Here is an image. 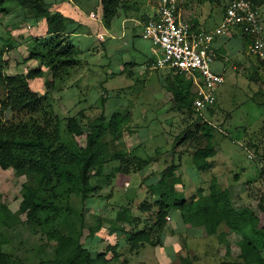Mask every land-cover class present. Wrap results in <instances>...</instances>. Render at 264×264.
<instances>
[{"label": "rangeland", "instance_id": "obj_1", "mask_svg": "<svg viewBox=\"0 0 264 264\" xmlns=\"http://www.w3.org/2000/svg\"><path fill=\"white\" fill-rule=\"evenodd\" d=\"M46 1L60 8L59 1ZM83 2L88 10L89 5L93 8L86 14L88 17L89 14L92 16L91 12L98 14V19H92L90 26L94 30L101 27L100 31L105 33L108 41V50L106 52L102 45L92 49L97 43L96 36L74 40L81 50V63L67 80L56 79L55 88L50 91L48 99L55 115L62 119L64 140L68 139L65 132L66 119L76 117L82 109L86 117L85 123L82 122L85 131H88L87 119L93 120L102 113L107 117L115 112L129 113L132 120L123 138L115 141L109 152L126 151L149 157L153 162L142 172L130 176L118 175L108 181L100 178L92 180V184L101 187L90 197L87 206L79 197L72 198L73 208L77 212L85 211L86 227L82 242L94 247L95 258L115 246L119 260L113 264H220L224 260L237 259L239 249L235 245L236 235L228 236L232 253L226 257V243H221L218 237L203 235V229L188 228L177 211L169 213L171 219L166 228L158 232L154 224V205L158 196L152 194L150 186L160 180L171 163H180L176 171V175L183 181V185L177 187L179 197H198L200 188L208 191L215 176L222 189L231 191L237 207L247 206L259 212L258 201L261 192H264V179L260 176L264 168V106L257 105L252 97L260 88L264 89L263 81L258 79L260 75L264 78V70L259 69L260 74L255 72L254 66L258 61L256 57L248 55L247 49H242L241 41L232 40L227 44L233 56L229 55L224 62L225 83L217 91L216 111L212 116L203 112L204 121L214 126L212 132L215 135L217 155L211 170L197 172L192 164L195 149L191 139L186 136L195 133L205 122L199 120L196 113L179 111L174 107L173 96L165 84V79L171 73L169 68L152 69L147 65L156 61L158 55L154 53L153 44L142 38L143 24L135 26V34L138 36L133 42L131 34L126 35L125 27L124 33L121 29L120 18H125L124 15L107 26L99 0H80V3ZM194 2L199 6L196 14L203 12L207 5L211 7V13H215L209 25L215 26L222 23V13L229 0ZM22 3H5L11 12L0 15V48L5 49L7 66L4 74L7 76L25 75L38 66L37 62L26 61L31 47L29 41L33 36L44 35L46 22L35 17L27 18L24 14L25 4ZM138 5L141 11L129 16L134 15L133 18L138 19L137 15L140 14L141 19L149 12L153 17L151 10L159 9L160 0H138ZM202 6L203 9H200ZM261 11L264 19V7ZM28 15L33 16V12ZM72 26L71 29H74L76 25L73 23ZM10 39L14 46L6 49ZM114 42H117L116 46H121L118 55L109 54L114 51L111 48ZM237 47L239 51H235ZM129 62H135V65L125 66ZM49 79L46 72L43 77L32 80L33 91L44 96L49 90L46 85ZM122 89L123 92L118 93ZM260 100H264V97ZM75 141L84 146L86 135L76 136ZM116 165L117 162L111 163L107 173ZM26 180V176H17L13 169L3 170L0 167L2 201L19 217V221L12 227L0 228V247L11 253L18 262L37 264L55 249L57 243L48 242L42 229L29 224L27 216L19 209L22 184ZM144 206L152 208L144 211ZM124 209L131 212L133 220H138L136 227L119 219V213ZM99 226L100 230H97ZM88 228L96 230V236H89ZM227 230L225 225L220 228L221 232ZM142 231L151 235L153 243L135 250L130 239L135 232ZM5 239L8 240L5 242ZM109 251L107 258H112L113 251Z\"/></svg>", "mask_w": 264, "mask_h": 264}, {"label": "trees", "instance_id": "obj_2", "mask_svg": "<svg viewBox=\"0 0 264 264\" xmlns=\"http://www.w3.org/2000/svg\"><path fill=\"white\" fill-rule=\"evenodd\" d=\"M13 1L19 5L24 2L26 17L45 20L46 25L43 36H33L29 41L31 47L26 61L37 62L38 66L27 74L5 75V49L0 48V167L3 170L13 169L19 177H27L22 184L19 209L27 216L29 224L42 229L48 242L57 243L55 249L37 264H113L119 260L115 246L99 253L95 258L94 247L82 242L86 227L85 211L77 212L71 205V200L79 197L87 206L90 197L101 187L92 184V180L100 178L108 181L118 175L130 176L148 168L153 160L126 151L109 152L111 145L123 138L132 120L129 113L115 112L109 117L102 113L93 120L87 119L88 131H85L82 122L86 117L82 109L76 117L66 119L65 132L68 139L64 140L62 119L55 115L48 99L50 100V91L55 88L56 79L67 80L81 63V50L71 40V35L76 33V29H71L74 21L62 14L55 3L46 0H0V15L11 12L5 7V3ZM27 1L28 4L25 3ZM249 1L260 9L264 7V0ZM100 2L107 26H111L117 17L124 15L129 18L131 13L140 12L138 0ZM31 11L33 16L28 15ZM225 12L226 8L223 13ZM147 15L149 14L141 18L145 22L154 18ZM238 32L246 50L253 39L243 29H238ZM1 39L0 35V41ZM9 41L8 45L5 44L6 49L14 46L13 41ZM256 59L258 63L254 70L260 74L259 69L264 70V60L258 57ZM129 64L125 66H130ZM170 71L165 84L173 96L174 107L179 111L196 113L199 120L205 122V115L195 109L198 87L193 79L175 70ZM46 72L50 76L46 83L49 90L44 96H39L33 91L31 81L43 77ZM258 79L264 84L261 75ZM120 92L123 89L118 93ZM263 97L264 89L260 88L252 100L257 105L264 106V100H260ZM104 100L102 97V103ZM216 104L208 108V115L215 113ZM213 128L211 122L206 121L195 133L186 136L191 139L195 149L192 164L199 172L213 168V159L217 155ZM82 135H86L84 146L75 141L76 136ZM114 162L118 165L107 173V167ZM179 168L180 163H171L160 180L150 186L152 194L158 196L154 205L157 231L162 232L166 228L169 213L177 211L188 228L203 229V235L218 237L221 243H226V257H230L232 253L228 236L236 235L235 245L239 249L237 259L224 260L220 264H264V192H261L258 201V213L251 207H237L231 191L222 189L215 176L208 191L200 188L198 197H179L177 187L183 185L181 177L176 175ZM260 176L264 179V168ZM151 208L142 207L144 211H150ZM119 215L120 220L137 226L138 220H133L129 210L124 209ZM18 221L19 217L2 201L0 193V228H10ZM222 225L228 230L221 232ZM88 229L89 236H96V230ZM97 230H100V226ZM130 240L135 250L153 243L147 231L135 232ZM109 250L113 251L112 258H107ZM0 264L25 263L14 260L11 253L0 247Z\"/></svg>", "mask_w": 264, "mask_h": 264}, {"label": "built area", "instance_id": "obj_3", "mask_svg": "<svg viewBox=\"0 0 264 264\" xmlns=\"http://www.w3.org/2000/svg\"><path fill=\"white\" fill-rule=\"evenodd\" d=\"M184 1L161 0L157 16L143 24L142 38L153 44L154 53L158 55L154 68H169L193 79L198 87L195 109L203 113L214 107L217 91L225 83L226 68L214 69L219 57L215 49L217 38L243 29L253 39L247 46L248 55L264 60V19L261 9L249 0H229L218 27L196 30L183 18ZM92 17L97 19L95 13ZM99 39L104 40L105 36L99 34Z\"/></svg>", "mask_w": 264, "mask_h": 264}, {"label": "crops", "instance_id": "obj_4", "mask_svg": "<svg viewBox=\"0 0 264 264\" xmlns=\"http://www.w3.org/2000/svg\"><path fill=\"white\" fill-rule=\"evenodd\" d=\"M58 1H59V5H60L59 9H61L60 11L62 12V14H64L67 18L73 20L74 24L76 25L75 28H74V29H76V33L71 35V40L74 43V45H76L75 42H74L75 39L80 40L81 38L95 37L96 36L97 43H96V45H94L92 47V49H95L94 47H96V46H97L96 48H100L101 45H102L103 49H105L106 52H107V50H108L107 49V42L108 41L106 39L105 33L100 31L101 27H97V29L94 30L93 27L90 26V22L92 21L93 17L90 14H89V17L86 15V14L89 13V11L91 9H93V8H91L92 6L89 5V10H88L87 8H85L86 4L84 2L80 3V0H76V2L73 1V0H57L56 2H58ZM194 1L195 0H193V1L185 0L184 3L181 5V13L183 15L184 20L187 21V22H190L196 30H207V31H209V30H213L216 27H218L220 24H217L215 26L209 25L211 17L215 13V12L211 13V11H212L210 9L211 7L209 8L208 5H207V8L204 7V9H203V6H202L200 9H203V12L201 11L199 14H196L197 13L196 9L199 6ZM196 1H199V0H196ZM99 3H101L100 0H99ZM198 3H202V2L199 1ZM151 12L153 13V17L154 18L158 14V10L157 11H152L151 10ZM208 12H210V13H208ZM92 13H95V12H91V14ZM147 13L149 14V12H147ZM222 15L224 17V13H222ZM97 16H98V14H96V18H97ZM133 16L134 15L129 16V18H127V17L124 18L123 17L122 19L120 18V20H121V26H122L121 29H122V31L124 30V27H125L126 35L128 33H130L131 36H132L131 40L134 42L135 38L138 36V35L135 34V26L142 25V24L145 23V21H143L142 19L139 18V16H141L140 14L137 15L138 19L133 18ZM134 22L136 23L135 25L133 24ZM29 28H30V26H29ZM124 32L125 31H123V33ZM99 34H103L105 36V39L104 40H100L99 39ZM232 40L241 41L242 44L240 43L241 44L240 46H242V49H245V47L243 45V41L239 37L238 30L230 31L228 33V35L226 37H224V38L223 37L222 38H217V41L215 42V49L217 50V53H218L219 57H218L217 63L214 65V69L216 71H220L221 68L224 67V65H225L224 62L228 59L229 55L233 56L232 53L230 52V49L227 47V44L229 42H232ZM116 44H117V42H114V44L112 45L111 48L114 51L112 53L110 52L109 53L110 55H112L114 53H116L118 55V53L121 51V46L118 47L119 45L116 46ZM92 49H89V50H92ZM235 49H236L235 51H239L240 50L239 47H237ZM228 50H229V52H227ZM129 63H130L129 64L130 66H134L135 65V62H129ZM126 64H128V63H126ZM154 64H155V61H152L151 63H148L147 65L150 66L152 69H154ZM239 64L241 65V63H239ZM148 70H150V69H148ZM194 169H195V167H194ZM197 172H199V171H197Z\"/></svg>", "mask_w": 264, "mask_h": 264}]
</instances>
